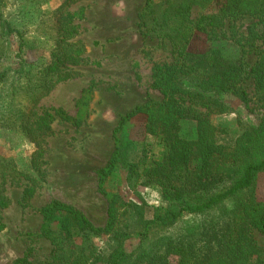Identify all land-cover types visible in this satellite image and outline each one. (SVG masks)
<instances>
[{
	"label": "trees",
	"instance_id": "1",
	"mask_svg": "<svg viewBox=\"0 0 264 264\" xmlns=\"http://www.w3.org/2000/svg\"><path fill=\"white\" fill-rule=\"evenodd\" d=\"M16 1L20 7L14 12L15 22L2 20L0 12V37L9 39L15 35L20 42L19 51L24 42L23 29L29 21L38 27L48 14L38 5V0ZM76 1L61 0L55 11L57 36L50 62L38 67L20 64L13 70L0 69V137L5 129L16 128L23 133L34 146L29 160L32 171L39 170L44 136L52 121L48 112L34 116L38 97L57 84L75 78L74 67L87 61L83 43L75 40L78 24L74 22L82 19L81 12L68 11ZM149 1L146 0V7ZM178 12L185 14V10ZM244 17L254 18L256 26L262 27L258 36L251 37L259 46L255 51L256 61L249 71L243 63L226 59L215 50L193 57L179 50V61L155 66L150 87L160 92L162 101L146 99L121 117L112 132L114 149L104 167L95 171L97 191L107 201L104 227H93L72 206L49 202L41 209L40 229L43 236L52 240L54 250L53 261L44 264H170L172 258L176 264H264V248L252 235L253 230L264 234V201H257L253 193L256 176L264 172V0H224L220 9L202 17L195 29L206 32L207 27L214 30ZM182 25L184 29L186 23ZM3 53L5 49L0 47V59ZM248 78L252 79L261 103L259 124L256 129L244 130L228 140L221 136L222 130L212 125L210 116L223 111L218 98L221 94L231 92L247 103L245 90L236 84ZM90 91L86 90L81 97V106L87 103ZM21 92L33 93L29 95L27 116L23 113L24 106L18 102ZM136 115L145 116L146 134L158 138L163 146L158 160L147 162L144 154L131 160L127 153L133 142L120 141L117 137L123 123ZM187 119L195 122L194 139L181 136L180 123ZM117 164L127 171L128 184L157 185L166 206L156 208L152 217L145 220L138 205L124 203L117 195L108 194L104 184ZM21 181L27 184L22 191V202L27 203L34 194V188L29 186L34 182L33 175L19 169L12 159L0 155V230L4 227L2 213L9 204L5 186ZM226 202H231L229 209L221 207ZM121 208L125 210L122 212ZM186 215L208 216L196 225L185 226L179 234L161 236L130 253L122 248L124 238L131 234L149 241L153 231L173 226ZM127 216L132 219L129 224L125 223L123 231L116 230L119 221ZM55 224L57 230H52ZM90 234L110 236L111 247L103 255L94 247L87 248L88 253L83 249L82 255L81 249L71 260L73 252L69 255L70 250L64 251L63 246H70L69 242L78 235L87 239ZM28 258L29 254H25L12 264H34Z\"/></svg>",
	"mask_w": 264,
	"mask_h": 264
},
{
	"label": "rangeland",
	"instance_id": "2",
	"mask_svg": "<svg viewBox=\"0 0 264 264\" xmlns=\"http://www.w3.org/2000/svg\"><path fill=\"white\" fill-rule=\"evenodd\" d=\"M149 2L146 7V0H78L68 8L70 12H81L82 19L74 22L78 24L75 40L83 43L87 61L74 67L75 78L57 84L38 97L34 116L48 112L52 117L50 129L44 136L39 170L30 168L34 146L20 130H2L0 137V155L12 159L19 169L34 177L33 184H29L34 188V194L27 203L22 202V191L27 186L24 181L5 186L9 204L2 213L0 264H12L25 254H29L28 259L34 264L53 261L54 243L43 236L40 229L41 209L51 201L72 206L95 228L104 227L107 201L97 191L95 171L104 167L114 149L112 132L121 117L146 99L162 101L160 92L150 87L155 66L173 65L179 61V50L192 57L215 50L226 59L243 63L247 71L254 65L259 42L251 37L262 31L254 18H238L230 24L225 23L214 30L207 27L206 32H201L195 29L196 23L202 17L214 14L224 0ZM37 3L48 15L42 18L38 27L29 21L23 29L24 42L19 51L20 42L15 35L9 39L0 37V47L5 49L0 59L1 70H13L20 64L38 67L50 62L57 36L58 16L55 11L61 0H38ZM0 7L2 20L15 22L14 12L20 7L18 2L1 0ZM183 10L185 14L178 12ZM182 23H186L184 29ZM174 48L177 51L174 52ZM196 66L202 68L204 65ZM236 87L245 90L247 103L231 92L221 94L218 98L223 111L210 116L212 125L222 130L221 136L228 140L244 130L256 129L262 111L251 78L237 83ZM88 89L91 90L89 99L85 106H81V97ZM31 94L21 92L18 95L25 116L29 114ZM145 122L144 115H136L123 123L117 132L120 141L133 142L127 153L131 160L144 154L147 162H151L158 160L163 152L159 139L146 134ZM180 127L182 137L195 138L194 121L183 120ZM126 176L127 171L117 164L107 177L105 191L117 195L124 203L138 205L145 220L152 217L156 208L166 206L157 185L132 186L127 183ZM253 193L257 201H264V172L256 176ZM230 205L231 202H226L221 207L229 209ZM124 210L121 208L122 212ZM206 216L186 215L173 226L153 231L149 241L131 234L124 238L122 248L130 253L141 244L147 246L161 236L179 234L185 226L196 225ZM131 220L127 216L115 229L123 231L125 223L129 224ZM51 229L57 230V225ZM252 235L264 248V234L253 230ZM109 237L90 234L86 239L78 235L69 242L70 246H63V250H70L69 255L73 252L71 260L81 249L83 255V249L88 253L87 248L93 247L103 255L112 245ZM170 264H176V260L172 258Z\"/></svg>",
	"mask_w": 264,
	"mask_h": 264
}]
</instances>
